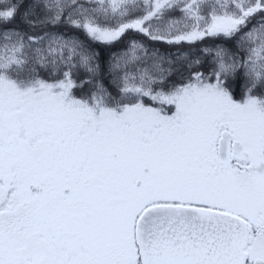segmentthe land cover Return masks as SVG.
Returning a JSON list of instances; mask_svg holds the SVG:
<instances>
[{
  "label": "snow or ice",
  "instance_id": "obj_1",
  "mask_svg": "<svg viewBox=\"0 0 264 264\" xmlns=\"http://www.w3.org/2000/svg\"><path fill=\"white\" fill-rule=\"evenodd\" d=\"M0 264H264V0H0Z\"/></svg>",
  "mask_w": 264,
  "mask_h": 264
}]
</instances>
